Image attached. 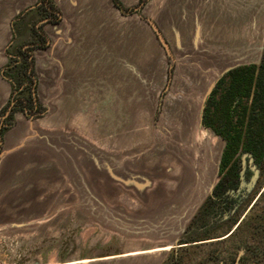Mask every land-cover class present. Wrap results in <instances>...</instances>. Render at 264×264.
Instances as JSON below:
<instances>
[{"label":"rangeland","instance_id":"obj_1","mask_svg":"<svg viewBox=\"0 0 264 264\" xmlns=\"http://www.w3.org/2000/svg\"><path fill=\"white\" fill-rule=\"evenodd\" d=\"M119 1L122 10L109 0L110 49L86 51L81 45L73 52L76 81L63 84L72 95L39 99L32 51L39 110L16 112L44 123L45 137L33 156L38 163L0 176V264H140L102 258L124 249L125 238L136 231L159 242L179 238L218 180L224 141L199 125L202 98L224 68L260 58L264 0ZM241 31L249 42L241 45L238 39L228 48L224 41ZM19 37L20 45L7 54L17 57L27 42ZM8 61L0 69L3 77ZM22 86L18 78L11 84L15 97L0 112L2 134L15 122L9 111ZM55 118L62 121L61 131L53 127ZM108 168L123 179L146 178L150 184L141 190L123 184ZM262 205L264 160L253 190L229 220H220L227 212L206 222L197 219L192 243H205L172 248L163 262L179 255L181 264H233L242 249L239 264H264V219L221 239ZM212 255L217 261L209 260ZM86 259L96 260L73 263Z\"/></svg>","mask_w":264,"mask_h":264},{"label":"crops","instance_id":"obj_2","mask_svg":"<svg viewBox=\"0 0 264 264\" xmlns=\"http://www.w3.org/2000/svg\"><path fill=\"white\" fill-rule=\"evenodd\" d=\"M52 1L56 8L54 13L57 14L55 20L49 19L46 12L41 10L38 0H0V69L10 57L7 54V49L11 45L17 47L22 42L19 36H24L27 39V42L22 44V49H25L34 45L28 42L32 39V32H43L49 45L46 48L34 49L33 55L37 73L38 97L47 99L51 97L52 93L56 100L62 98L63 95H72L73 93L72 90H69L70 86H68L69 89H67L68 87L65 89L63 86L65 83L76 81L74 77L77 75L73 74L76 72L74 65L76 60L73 52L79 47L81 48V45H84L82 49L86 51L110 49L111 32L108 28L105 29V26H109L110 5L109 0ZM126 1L137 0H123L122 2ZM234 10L237 11V8L235 7ZM248 14L246 12L242 16L245 22L248 19ZM13 22L16 23L13 25ZM234 29L236 30V27ZM246 34L247 32L241 31L240 37H232L231 42L224 41V44L229 45L228 48H233V45L238 44L241 39V45H243L250 40ZM238 39L239 42H236ZM114 47L115 50H120L119 47L116 48V44ZM82 81L87 82V78ZM11 90L9 80L0 74V112L11 98ZM14 118V124L8 127L1 137L0 176H4L8 172L12 174L23 171L25 170L24 166L29 168L33 163H38L33 156L36 151H40V140L42 144L44 143L45 135L43 133L46 130L44 123L38 122L37 124V122L27 119L24 113L19 112L14 113ZM61 122V119L58 123V119L55 118V124H58L53 126L55 131L56 129L61 131L63 126ZM68 125L74 127L75 124L68 123ZM72 129L79 130L76 126ZM194 135L197 140L199 134L194 133ZM125 240L129 244L124 249L104 255L102 260L129 258L141 260L140 264H162L164 255L172 249L171 245L173 244V240L159 242L158 239L153 240L147 235H133ZM157 255L160 257L158 258ZM90 260L96 259L77 260L73 263Z\"/></svg>","mask_w":264,"mask_h":264},{"label":"trees","instance_id":"obj_3","mask_svg":"<svg viewBox=\"0 0 264 264\" xmlns=\"http://www.w3.org/2000/svg\"><path fill=\"white\" fill-rule=\"evenodd\" d=\"M38 1L42 11H47L44 10V6L56 11L52 0ZM52 17V20H55L56 16L52 15ZM15 23L13 22V25ZM31 38L28 42L34 45L18 50L17 57L9 54L10 61H8L7 67L3 69L4 76L11 84L15 83L18 78L23 85L21 90L18 89L21 94L17 95L15 106L12 108L13 111L28 109L31 112H36L34 106L38 105L34 96L36 78L32 51L36 48H44L48 44L43 32H32ZM218 89H220V94L216 97L215 93L218 92ZM203 124L224 141L220 166L222 160L228 161L235 154L239 155L244 151L253 152L258 160L264 158V46L259 62L238 65L220 77L213 95L207 101ZM220 172L219 169V175ZM206 201L189 224L187 233L181 239V243L196 241L194 239L196 235L194 233L195 226L198 225L196 220L203 219L206 222L208 216L212 213L211 209L204 210ZM259 210L258 214H255L256 216L250 215L244 223L240 224L235 233L242 226L248 229L254 223L259 224L264 219V205ZM217 259L214 255L209 258L213 262ZM181 262H183L182 256L174 255L172 260L162 264H181Z\"/></svg>","mask_w":264,"mask_h":264},{"label":"flooded vegetation","instance_id":"obj_4","mask_svg":"<svg viewBox=\"0 0 264 264\" xmlns=\"http://www.w3.org/2000/svg\"><path fill=\"white\" fill-rule=\"evenodd\" d=\"M115 1H117V2H114V0H113L114 4H116L117 7L121 6V2L119 0H115ZM138 3H140V5H141V0H138ZM44 10L45 11L47 10L46 13H47V16L49 17V19L53 18L52 15H55V16L57 15L56 13H54L56 11H52L51 8H49L47 6H44ZM46 47H44V48H46ZM219 79L220 78H218L215 81V84H214L210 94L208 95L207 100L205 101V106H204L203 115H202V123H203L204 112H205L207 101L213 95L214 90L217 87V84L219 83ZM217 91L218 92L215 93L216 97L219 96L220 89H218ZM13 100H14V97L12 95L8 102L10 103V101L12 102ZM12 108L9 111V116H11V117L16 112V111H13ZM34 108L36 109V112L39 110L38 105L34 106ZM34 108L32 109V111L34 110ZM29 111L31 112V110H29ZM3 127L4 126L1 125V128H0L1 137H2V132L4 130ZM245 152L250 153L252 155L253 164L256 165V167L259 171L258 174L260 175V166H261V163L264 160V158L261 160H258V158L251 151H244V152H241L239 155L235 154L228 161L222 160L221 166H220V162H219V169L221 172H220V175L218 174V180L213 187L212 193L208 196V199L205 203L206 207H204V210L205 209L206 210H208V209L212 210V213L210 214L212 216V218H216L217 216L220 215L221 212H225V213L227 212L229 217L224 218L225 216H223V219H220V220L221 221L229 220L228 218H230L231 214L237 210L239 205L242 204V202H244V200L247 198L248 194L251 192V190H253L255 185L253 186V188L251 190H247V188H245V187L244 188L240 187L241 186V173H240V171L242 169V154ZM243 175H244L243 178L246 182H248L253 175V170L251 169V167L249 165V161H248L247 157L245 158V169H244ZM259 175H258V178H259ZM258 178H257V180H258ZM233 222H236V221H233ZM240 223H241V221L234 223L233 227L221 239H225L226 237L231 235L233 232H235V230L240 225ZM208 232L209 231L204 232L202 236L205 237V236L209 235ZM221 239H219V240H221ZM219 240L212 239L211 242L219 241ZM202 243H205V242L201 241L198 244H202ZM190 245H194V244L192 243ZM190 245H183V246H190ZM183 246H181V247H183ZM236 257H235V259H236ZM240 260H241V256H240L239 262H240ZM239 262L237 264H239Z\"/></svg>","mask_w":264,"mask_h":264},{"label":"water","instance_id":"obj_5","mask_svg":"<svg viewBox=\"0 0 264 264\" xmlns=\"http://www.w3.org/2000/svg\"><path fill=\"white\" fill-rule=\"evenodd\" d=\"M152 27H153V29H154V31H155V33H156V35L158 36V38H159V40H160V42H161V44L163 45V47H164V49H165V51L167 52V53H170V51H169V48H168V45L166 44V42L164 41V39H163V37H162V35L160 34V32L158 31V29H157V27L155 26V25H153L152 24ZM195 43L197 42V39H198V37H199V25L197 24L196 25V30H195ZM264 46V45H263ZM262 50H263V48H262ZM262 55V54H261ZM260 59H261V56H260V58H258L256 61H253V62H247V63H236V64H233V65H230V66H227L226 68H224L221 72H220V74L217 76V78H215V80H213L211 83H210V85L208 86V88H207V90H206V92H205V94H204V96H203V98H202V103H201V106H200V110H199V125L200 126H202V127H205L204 125H203V123H202V115H203V109H204V106H205V101L207 100V97H208V95L210 94V92H211V90H212V88H213V86H214V84H215V81L218 79V78H220L225 72H227L228 70H230L231 68H233V67H236V66H238V65H243V64H249V63H257V62H259L260 61ZM0 128H1V125H0ZM205 128H207V127H205ZM209 129V128H208ZM212 131V130H211ZM213 132V131H212ZM223 147H224V143H223ZM223 147H222V151H223ZM0 148H1V135H0ZM222 151H221V154H220V158H221V155H222ZM248 158V161H249V165H250V167H251V169L253 170V175H252V177L250 178V180L248 181V182H246L245 180H244V178H243V172H244V169H245V158ZM219 162H220V159H219ZM108 170V173H109V175L114 179V180H117V181H119V182H122L123 184H133L136 188H138V189H143V188H145L146 186H148L149 184H150V181L148 180V179H146V178H143V181L142 182H138V181H136V180H134V179H123V178H121L120 176H117V175H115L109 168L107 169ZM218 170H219V166H218ZM258 169H257V167H256V165L255 164H253V157H252V155L250 154V153H247V152H245V153H243L242 154V169H241V171H240V173H241V186L240 187H245V188H247V190H251L252 188H253V186L255 185V183H256V181H257V178H258ZM219 174V173H218ZM214 185L215 184H211L210 186H209V195L212 193V190H213V187H214ZM208 195V196H209ZM205 202V201H204ZM203 202V203H204ZM203 203H202V205H203ZM201 205V206H202ZM201 206H199V208L197 209V211L195 212V214L192 216V218L190 219V221L186 224V226L184 227V228H182V230H181V236L179 237V238H176L175 240H173V244L171 245L172 246V248H178V247H181V246H183V245H190V244H192V242H185V243H181V239L186 235V233H187V230H188V226H189V224L191 223V221L194 219V217H195V215L197 214V212L199 211V209H200V207ZM137 233H140V232H137L136 231V233H135V235L134 236H138V234ZM141 236H143L142 234H140ZM145 236V235H144ZM179 241V242H178ZM243 254V250L242 249H240L239 251H238V254H237V257H236V259H235V261H234V263L233 264H237L238 262H239V259H240V256ZM220 264H222V262H220Z\"/></svg>","mask_w":264,"mask_h":264}]
</instances>
